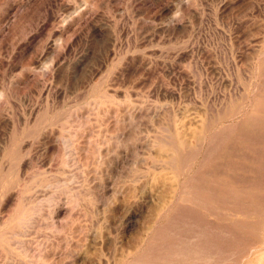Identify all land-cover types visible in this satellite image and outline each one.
I'll use <instances>...</instances> for the list:
<instances>
[{
	"label": "rangeland",
	"instance_id": "374dc122",
	"mask_svg": "<svg viewBox=\"0 0 264 264\" xmlns=\"http://www.w3.org/2000/svg\"><path fill=\"white\" fill-rule=\"evenodd\" d=\"M57 1L0 0V264H124L143 236L141 264H232L263 241L264 0ZM172 194L191 202L163 218Z\"/></svg>",
	"mask_w": 264,
	"mask_h": 264
},
{
	"label": "bare ground",
	"instance_id": "6f19581e",
	"mask_svg": "<svg viewBox=\"0 0 264 264\" xmlns=\"http://www.w3.org/2000/svg\"><path fill=\"white\" fill-rule=\"evenodd\" d=\"M10 1V0H9ZM51 1H53V0H51ZM55 1V0H54ZM91 1V0H90ZM58 2V1H57ZM54 4H56L55 2H53ZM59 3V5H60V7H61V9L62 8H71L70 7V5H69V3L68 4H66L67 2L65 1V2H63L62 0H60V2H58ZM20 4V3H19ZM45 4H47L46 3V1H45ZM50 4H52V3H50ZM21 5H22V3H21ZM47 6H48V4H47ZM72 6V5H71ZM75 6V5H74ZM51 7V6H50ZM56 7V6H55ZM76 8H77V6H76ZM47 9V7L45 8V10ZM70 10H74V8L73 9H70ZM76 10V9H75ZM80 10V9H79ZM79 10H78V12H79ZM72 11H70V13L72 14ZM83 11V10H82ZM50 12V11H49ZM49 12H47V13H49ZM73 12H76V11H73ZM69 13V12H68ZM80 13H81V10H80ZM45 14V13H44ZM50 14V13H49ZM79 14V13H78ZM82 14V13H81ZM48 15V14H47ZM50 15H52V14H50ZM49 15V16H50ZM75 15H76V13H75ZM72 16H73V14H72ZM80 16V15H79ZM66 17V16H65ZM65 17H63V19L65 18ZM77 17V16H76ZM75 17V18H76ZM45 18V17H44ZM44 18H43V20H44ZM46 18H48V16L46 17ZM45 18V19H46ZM50 18V17H49ZM48 18V19H49ZM53 19L55 18V17H52ZM74 18V19H75ZM80 18V17H79ZM70 19H71V17H70ZM73 19V18H72ZM68 20V19H67ZM48 21V20H47ZM63 21V20H62ZM65 21V20H64ZM73 22H75V21H73ZM42 23H44V22H42ZM64 23V22H63ZM65 24V23H64ZM68 24V23H67ZM72 24V23H71ZM43 26L42 25H37V28H36V30H35V32L34 33H32V31H31V34L29 35V34H27V35H29L28 37H26L25 36V41H24V43H23V45L21 46V48H27L28 47V45L30 44V41L32 40V39H34L35 38V36L38 34V32L41 30V28H42ZM60 27V26H59ZM63 26H61V28H62ZM35 29V28H34ZM59 29V28H58ZM65 29V28H64ZM172 29V28H171ZM55 35H56V38H60L61 36H62V34H63V31H62V29L61 30H58L56 33H54ZM22 44V43H21ZM61 44H59V46H60ZM55 46H56V42H53V44H52V47H51V45L49 44V43H46L45 45H44V49H47V48H52L53 50L55 49ZM18 47V46H17ZM20 48V49H21ZM24 52V51H23ZM12 54V53H11ZM264 54L262 53L261 54V56H263ZM13 56V55H12ZM259 58H260V55L258 56ZM258 58V59H259ZM132 61V60H131ZM10 62V61H9ZM134 62V61H133ZM256 62H257V59H256ZM27 120V119H26ZM28 122V121H27ZM172 135V134H171ZM178 135V137H179V134H177ZM169 135H167V137H168ZM177 137V138H178ZM174 139V138H173ZM182 140H185V139H182ZM202 140V139H201ZM200 140V141H201ZM174 141V140H173ZM166 143H167V141H165ZM171 143H172V141H171ZM175 143H176V141H175ZM179 143V142H178ZM188 144L189 145V142H185V144ZM200 144H202L201 142H200ZM24 145V144H23ZM22 145V146H23ZM173 145H174V143H173ZM173 145H172V147H173ZM188 145H187V147L186 148H189L188 147ZM19 146H21V145H19ZM179 146H180V143H179ZM200 146H202V145H200ZM24 148V147H23ZM169 148H171V147H169ZM184 147H181V150L183 149ZM25 149V148H24ZM20 150V149H19ZM175 150V149H174ZM186 150V149H185ZM184 149H183V151H185ZM26 152V151H25ZM19 153V152H18ZM21 153V152H20ZM187 153V152H186ZM24 154H26L27 155V153H24ZM23 154V155H24ZM187 155H188V153H187ZM20 156V155H19ZM21 157V156H20ZM19 157V158H20ZM185 157H186V155H185ZM23 158V157H22ZM26 158V157H25ZM11 160V159H10ZM20 160H22L21 158H20ZM7 161H9V160H7ZM19 160H17V162H18ZM24 161V160H23ZM20 162V161H19ZM25 162V161H24ZM12 163V162H11ZM20 164V163H19ZM23 165V164H22ZM223 180V179H222ZM188 181V180H187ZM191 181H193V180H191ZM197 181H199L200 182V180H197ZM196 180L194 181V182H197ZM217 181V180H216ZM184 182V181H183ZM187 183V182H186ZM185 183V184H186ZM189 183V182H188ZM187 183V184H188ZM186 184V187L188 186ZM194 184V183H193ZM196 184V183H195ZM176 185H178V184H176ZM173 186V185H172ZM203 186V185H202ZM191 187V186H190ZM184 189V188H183ZM180 190V189H179ZM179 190H177V191H179ZM173 191H174V189H173ZM180 191H182V190H180ZM184 191V190H183ZM233 191V190H232ZM178 193V192H177ZM236 193V192H235ZM170 194V193H169ZM180 194V193H179ZM187 194V193H186ZM191 193H189V195H190ZM232 194H234L233 192H232ZM184 195V194H183ZM188 195V196H189ZM193 195V194H192ZM196 195V194H195ZM198 196H194L195 198L197 197V200H198V197L201 195H199V194H197ZM206 195H208V194H206ZM213 195V194H212ZM240 195V194H239ZM238 195V196H239ZM166 196V195H165ZM210 196V195H209ZM234 196V195H233ZM202 198H204L203 196H201ZM201 197H200V199H201ZM207 197V196H206ZM224 197V196H223ZM226 197V196H225ZM240 197V196H239ZM191 198V197H190ZM207 198H209V197H207ZM215 198V197H214ZM222 198V197H221ZM188 197H182V196H178V194H177V196H175L174 194H172V195H170V197L169 198H162V202L160 203V204H162V207H161V205H160V207H161V209L160 208H158V210L160 209L161 211H160V215H161V217H163V218H167L166 217V210H165V208H166V206L168 205V204H172L173 202H174V204H175V207H176V209H174L172 212H171V216L173 217V218H176V216L178 215V212L180 213V211H181V208L183 207V205H184V203L185 202H191V200L189 199ZM218 199V198H217ZM254 199V198H253ZM264 199V198H263ZM193 201H195V200H193ZM192 201V202H193ZM199 201V200H198ZM198 201H197V203H198ZM205 200H203V202H204ZM209 201V200H208ZM200 202V201H199ZM202 202V203H203ZM212 202V201H211ZM213 202H214V200H213ZM229 202V201H228ZM202 203H201V205H202ZM207 204V203H206ZM241 204V203H240ZM251 204V203H250ZM187 205V204H186ZM186 205H184L185 207H186ZM190 205V204H189ZM205 205V204H204ZM218 205H219V203H218ZM229 205V204H228ZM198 206V205H197ZM200 206V205H199ZM211 206H212V204H211ZM220 206V205H219ZM224 206V205H223ZM195 207V206H194ZM210 207V206H209ZM213 207V206H212ZM215 207V206H214ZM225 207V206H224ZM190 208V207H189ZM193 208V207H192ZM192 208H190V209H192ZM213 209H215V208H212V210ZM236 209V208H235ZM239 209V208H238ZM185 210H187L186 208H185ZM184 210V211H185ZM193 211L194 210H197L198 211V208L197 209H192ZM221 210V209H220ZM257 210V209H256ZM260 210V209H259ZM196 211V212H197ZM200 212H201V210H199ZM203 211V210H202ZM158 212V211H157ZM188 212H190V211H188ZM188 212L186 211L185 213H187L188 214ZM208 212V211H207ZM212 212V211H211ZM198 213V212H197ZM206 213V212H205ZM214 213H215V211H214ZM261 213V212H260ZM190 214V213H189ZM202 214V213H201ZM180 215H183V214H180ZM190 215H192V214H190ZM194 215V214H193ZM192 215V216H193ZM196 215V214H195ZM217 215V214H216ZM220 215V214H219ZM168 216H170V215H168ZM189 216V215H188ZM208 216V215H207ZM191 217V216H190ZM190 217L188 218V219H190ZM194 217V216H193ZM197 217V216H196ZM195 217V218H196ZM204 218H206V217H204ZM210 218V217H209ZM168 219V218H167ZM170 219H171V217H170ZM180 219H181V217H180ZM183 219H184V217H183ZM198 219H200V217H198ZM202 219V218H201ZM219 219V218H218ZM193 221H194V219H192ZM191 220V221H192ZM207 220H208V218H207ZM168 221V220H167ZM197 222H198V220H196ZM221 221H223L222 219H221ZM220 221V222H221ZM160 222V221H159ZM172 222H174V221H172ZM200 222H202V221H200ZM199 222V223H200ZM225 222V221H224ZM257 222H258V220H257ZM167 223V222H166ZM167 224H170V223H167ZM189 224H190V222H189ZM197 224V223H196ZM205 224V223H204ZM160 225V224H159ZM199 225V224H198ZM209 225V224H208ZM222 225V224H221ZM238 225V224H237ZM219 226V225H218ZM162 227H164V226H161V228ZM177 227V226H176ZM198 227V226H197ZM206 226H204V228H205ZM159 228V227H158ZM170 228V227H169ZM151 229V228H150ZM207 229V228H206ZM216 229V228H215ZM226 229V228H225ZM239 229V228H238ZM160 230V229H159ZM159 230H157V231H159ZM164 231H165V229H163ZM181 230V229H180ZM212 230V229H211ZM222 230V229H221ZM231 230V229H230ZM229 230V231H230ZM149 231V230H148ZM161 231V230H160ZM169 231V230H168ZM174 231V230H173ZM186 231V230H185ZM194 231H195V229H194ZM222 231H224V230H222ZM228 231V230H227ZM182 232V231H181ZM196 232V231H195ZM195 232H193V233H195ZM202 232V231H201ZM214 232H216V231H214ZM219 232V231H218ZM232 232V231H231ZM242 232V231H241ZM166 233V232H165ZM164 233V234H165ZM186 233V232H185ZM191 233V232H190ZM211 233V232H210ZM220 233H222V232H220ZM228 233V232H227ZM226 233V234H227ZM234 233V232H233ZM263 233V232H262ZM157 234H160V233H157ZM156 234V235H157ZM173 234V233H172ZM202 234H204V233H202ZM229 234V233H228ZM227 234V235H228ZM245 234V233H244ZM243 234V235H244ZM250 234V233H249ZM161 235H163V234H161ZM224 235V234H223ZM160 236V235H159ZM166 236V235H165ZM181 236H182V234H181ZM200 236V235H199ZM203 236V235H202ZM220 236V235H219ZM144 237V239L142 240V242H138V243H136V244H130L126 249V258H125V261H124V264H141V258H140V256L142 255H140L139 256V259L137 260V257H136V259H135V256H136V254L138 253V251L141 249V248H143V249H145L146 251L147 250H152V249H148L149 247H150V245H149V243L151 244V242H148L147 243V239H146V237L145 236H143ZM156 237V236H155ZM187 237V236H186ZM192 237V236H191ZM213 237V236H212ZM215 237V236H214ZM213 237V238H214ZM161 238H162V236H161ZM193 238V237H192ZM192 238H190V239H192ZM227 238V237H226ZM158 239H160V238H158ZM198 239V238H197ZM235 239H236V237H235ZM234 239V240H235ZM161 240V239H160ZM217 240H219V238L217 239ZM221 240V239H220ZM219 240V241H220ZM228 240V239H227ZM258 240V239H257ZM260 240V239H259ZM141 241V240H140ZM152 241V240H151ZM167 241V240H166ZM172 241V240H171ZM195 241V240H194ZM209 241V240H208ZM236 241H238V240H236ZM239 241H241L240 239H239ZM168 242H170V241H168ZM198 242V241H197ZM200 242V241H199ZM204 242H206V240L205 241H203V243H202V245H204ZM216 242V241H215ZM228 242H229V240H228ZM154 243V242H153ZM171 243V242H170ZM222 243V242H221ZM163 244V243H162ZM193 244V243H192ZM206 244V243H205ZM214 243H212V245H213ZM216 244V243H215ZM219 243H218V241H217V244H216V246L218 245ZM229 244V243H228ZM230 244H234V243H230ZM242 244V243H241ZM153 245V244H152ZM156 245V244H155ZM158 245H159V243H158ZM165 245H166V243H165ZM207 245V244H206ZM221 245V244H220ZM220 245H219V247H220ZM223 245V244H222ZM239 245V244H238ZM237 244H235L234 245V247L235 246H238ZM162 246H164V245H162ZM215 246V245H214ZM215 246V247H216ZM224 246V245H223ZM243 246V245H242ZM160 247V246H159ZM187 247V246H186ZM204 247H206L205 245H204ZM213 247V246H212ZM218 247V246H217ZM218 247V248H219ZM233 247V246H232ZM231 247V248H232ZM221 248V247H220ZM142 249V250H143ZM163 249V248H162ZM178 249V248H177ZM198 249V248H197ZM201 249V248H200ZM156 250H158V249H156ZM159 250H161V249H159ZM169 250V249H168ZM180 250V249H179ZM189 250V249H188ZM228 250H229V248H228ZM233 250V249H232ZM166 251H167V249H166ZM185 251V250H184ZM223 251H224V248H223ZM152 252V251H151ZM165 252V250L163 251V253ZM168 252V251H167ZM170 252V251H169ZM189 252V251H188ZM199 252V251H198ZM203 252V251H202ZM214 252H217V249L216 250H214ZM237 251H236V247H235V253H236ZM140 253V252H139ZM156 253V252H155ZM175 253V252H174ZM194 253V252H193ZM208 253V252H207ZM218 253H219V251H218ZM221 253H222V251H221ZM150 254V253H149ZM167 254V253H166ZM188 254L189 253H187L186 254V256H188ZM213 254V253H212ZM216 255H217V253H215ZM214 254V255H215ZM232 253H230L229 255H231ZM153 255V254H152ZM158 255V254H157ZM157 255H155V256H157ZM173 255H175V254H173ZM172 255V256H173ZM191 255V254H190ZM149 256V255H148ZM193 256V255H192ZM198 256V255H197ZM200 256V255H199ZM198 256V257H199ZM218 256V255H217ZM143 257H145L144 256V254H143ZM154 257V256H153ZM178 257V256H177ZM201 257V256H200ZM221 257V256H220ZM228 257V256H227ZM212 258V257H211ZM217 258V257H216ZM218 258H219V256H218ZM217 258V259H218ZM225 258V257H224ZM229 258V257H228ZM233 258V257H232ZM148 259V258H147ZM146 259V260H147ZM163 259V258H162ZM175 259V258H174ZM191 259V258H190ZM214 259H215V256H214ZM155 260V259H154ZM164 260V259H163ZM223 260H225V259H223ZM232 260H234V259H232ZM175 261V260H174ZM200 261V260H199ZM172 262V261H171ZM189 262V261H188ZM216 262H217V260H216ZM119 263V262H118ZM205 263V262H204ZM208 263V262H207ZM212 263V262H211ZM214 263V262H213ZM120 264H121V261H120ZM148 264V263H147ZM150 264H152L151 262H150ZM162 264H183V263H175V262H172V263H170V259H166V260H164V261H162ZM193 264V263H192ZM194 264H196V263H194ZM203 264V263H202ZM206 264V263H205ZM230 264V263H229ZM232 264H264V240L263 241H261V242H256L253 246H251V248L248 250V251H246V252H244L243 254H240V255H238V257L234 260V262L232 263Z\"/></svg>",
	"mask_w": 264,
	"mask_h": 264
}]
</instances>
